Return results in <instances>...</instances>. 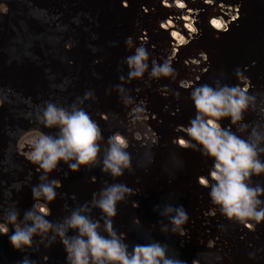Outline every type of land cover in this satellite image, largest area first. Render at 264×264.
I'll return each mask as SVG.
<instances>
[{
    "label": "water",
    "instance_id": "1",
    "mask_svg": "<svg viewBox=\"0 0 264 264\" xmlns=\"http://www.w3.org/2000/svg\"><path fill=\"white\" fill-rule=\"evenodd\" d=\"M50 1L0 0V4L4 2L7 5L6 9L0 11V186H2L0 188V216L15 200L18 201L16 207L19 206L23 211L30 209L34 203L31 189L39 183L41 173L36 171V166L26 158L22 151L23 148L18 149L17 144L22 142L23 147L27 139L26 135L33 134L36 127L52 134L57 131L39 125L34 119L35 113L43 107L46 97L49 101L65 107L83 98L84 94L78 90L79 85L75 83L76 74L72 73L86 72L83 69L85 68L84 63L89 64L90 69L100 65L101 68L112 70L110 87L108 86L104 93L99 94L98 97H101V100H98V103L95 104L94 99H89L82 106L99 123L105 141L115 130L129 136L128 151L132 156L133 171H125L123 177L113 180L109 174L103 173L100 167L92 169L81 167L78 171L80 174L72 172L65 176L66 172L62 171V168L65 169L64 167L68 166L61 162L58 169L49 175V179H59L62 187L56 189L58 195L56 200L49 205L51 215L47 219L53 222L62 220L71 209L83 205L85 202L83 203L82 197L79 196L80 192L86 193L85 196L91 199L92 193L104 187L105 182L108 184L123 183L131 188L139 189L138 193L127 199L132 209L130 211L132 221L134 217L139 218L143 215V211L136 210L138 207L132 206V202L137 201L140 207L141 200L138 196L140 197L141 194L146 197L153 196L150 203L145 201V204L153 208L159 205L160 208L157 211L163 209L171 195L174 197L171 198L172 204L186 208L185 202H188L189 207L191 205L194 207V211L185 209L189 215V221L183 226L186 229V235L180 236L170 231L171 237H167L169 242L167 239L160 241L169 246L170 256L176 255L178 259L186 260L188 264H228L236 259H242L241 256H245L243 259L248 261V263L245 262L246 264H264L263 241L246 242L245 240L255 232L259 233L261 229L264 230L263 221L257 225L254 221L251 222L254 225L253 228L233 222L235 226L233 228L240 231L238 233L240 237L234 243V254L237 251L241 254L238 258H231L233 249L229 246L213 248L214 244L206 241L205 238H218L219 235L215 232L223 226V223L226 227L231 226V222L226 220L218 209L215 215L210 213L209 209L212 207L209 197L210 189L198 183L208 174L213 161L205 159L199 152L183 149L172 143L173 138L177 141L183 139L182 135L185 134L181 130L195 115L194 105L189 98L191 89L183 88L185 82H195L196 85L207 83L213 86L217 79L229 85L240 82L242 87L252 85L249 90L250 94H259L260 98H264V0H177L176 2L175 0H69L73 7L71 12L77 13L78 21L83 20L77 30H83L81 29L83 22H89L91 17H97L102 20L99 29L103 26L105 36L107 37L110 33L115 39L112 42L115 43L112 53L111 50H109L110 54L108 51H103L104 53L97 56L91 51L88 56L89 61L79 63L76 70L73 66L74 59L77 57L74 53L76 43L78 41L83 44L88 42L90 35L88 36L87 32H81L82 34L78 36L74 35L69 24L63 28L58 29L57 27L55 33L48 32L45 19L49 20L47 17L51 14L57 19V14L35 13V11L49 7ZM219 5L226 7L225 16L229 17L213 23L211 17L214 14L223 13L222 10L213 11ZM257 7L258 10H256ZM211 12L214 13L211 14ZM28 22H30L29 26H27ZM39 31L41 36L38 37ZM23 32L26 33L25 38ZM129 36L133 38L137 46L146 41L145 47L158 62H162L164 58L172 59L173 67L179 73L176 81L161 78L158 81H152L151 86L146 85L143 80H135L124 85L131 90V95L137 101L138 97L146 99L147 108L155 115L154 119L150 117L149 124L151 130L158 134L159 142L151 148L142 146L140 142L133 140L126 127L120 123V120H126V117L122 116L126 108L121 103L114 87L120 83L121 75L127 76L128 69L123 61L134 52V49L128 50L125 44ZM29 39L38 44L43 60L37 66L31 64L30 68L33 72L30 71L28 75L32 76L33 82H37L39 86L47 90L41 96L36 94L30 96L29 99L22 97L23 101L17 102L14 98V91L17 88L18 76L12 68L15 63L19 69L26 67L28 63L26 58L38 59L36 55L24 50L29 44ZM65 40L69 43H65ZM92 43L100 45V48L105 45L104 41L99 38L93 39V37ZM86 44L91 45L89 42ZM16 45L21 48L17 61L13 54V48ZM205 56L208 57L207 61L204 60ZM5 66L8 70L7 67L6 70L2 69ZM204 68H207V71H203ZM237 68L247 76L241 81H237L235 76ZM11 69L13 73L10 72ZM194 69L196 71H193ZM63 74H66V77L69 76L71 79L69 85L75 88L71 86L70 89H65L64 94H58L57 97L54 96L55 98L51 99L47 91L66 83V79L60 77ZM180 77L184 78L182 82ZM145 79H147V74ZM25 83L28 84L31 81ZM162 86H168L170 89L167 97L159 91ZM104 88L103 86L100 91ZM137 88L140 89L139 92L136 91ZM18 89L23 90V93L27 92V87ZM174 93H179L180 98L177 99ZM165 105L168 106L167 110H165ZM14 115L16 118L12 119ZM106 115L109 116L107 121L103 119ZM257 119L255 113L245 116V122L251 123ZM221 124L227 127L230 119L222 120ZM232 130L236 131L235 126ZM23 131L27 133L24 136ZM237 134L243 138L247 137V133ZM149 155L152 156L151 161ZM173 155L183 159L182 165L178 166L174 163ZM261 159L264 160V156ZM162 161L164 163H161ZM186 164L191 166L188 165L189 168L183 170L182 167ZM161 166H164V173L159 170ZM140 171L145 172L144 187L139 183ZM68 181H73L74 184H68ZM252 181L253 185L264 186V174L259 177L253 176ZM8 182L11 184L8 185ZM12 184H19L20 188L17 189ZM9 192L14 193L9 195ZM7 196H11V199ZM261 198L264 199V196ZM2 204L6 207L3 208ZM65 204L68 205L67 209L64 207ZM41 206L47 210V205L43 202ZM97 212L99 209H93L91 215L97 218ZM206 212L209 214L205 215ZM22 216L23 212L21 218ZM124 223L128 224L130 221L125 220ZM9 227L8 235L0 234V264H19L25 257L35 261L36 264H64L60 262L61 258L66 261L63 246L54 248L52 245L46 249L41 245L40 253L33 251L34 249H26L24 252L15 250L9 241L11 226ZM121 230L117 229L119 232ZM142 230L145 231V229ZM224 231V228L220 229L218 234L223 235ZM190 237L195 238L196 241L199 240L198 243L205 241L204 244H198L200 249L196 247L195 253L187 247ZM253 256L256 259H252ZM251 259L252 261L249 262Z\"/></svg>",
    "mask_w": 264,
    "mask_h": 264
},
{
    "label": "clouds",
    "instance_id": "2",
    "mask_svg": "<svg viewBox=\"0 0 264 264\" xmlns=\"http://www.w3.org/2000/svg\"><path fill=\"white\" fill-rule=\"evenodd\" d=\"M145 43L137 46L131 36L126 38L127 49H134V52L124 59L127 76L119 77L120 83L115 85L114 90L128 109L126 120H120L121 125L126 127L133 140L151 148L159 142L158 134L151 130L149 124L150 117L154 119L155 115L147 108L146 99L137 101L124 85L135 80H143L148 86L161 78L176 81L179 73L173 67L172 59L164 58L158 62ZM204 60L207 61L208 57L205 56ZM203 71H207V68ZM235 76L237 81L247 77L239 68L235 70ZM251 87H242L240 82L229 85L220 79L214 81V86L185 82L183 88L191 89L189 98L194 105L195 115L181 130L185 134L182 135L183 139L179 142L175 138L172 140L178 147L199 152L205 159L213 161L208 174L198 182L210 189V213L215 215L218 209L229 221L249 228L254 227L253 221L255 225L264 221V199H261L264 186L253 185L252 181L253 176L264 174V160L261 159L264 156V98H260L259 94H250ZM159 91L165 97L170 94L168 86L160 87ZM174 95L180 98L179 93ZM89 99H94L92 91L86 92L83 98L68 107L46 101L35 113L34 119L39 125L57 131L52 134L36 127L26 139V158L41 173L39 183L31 189L34 203L21 218L16 202H12L0 218V234L8 235L11 226L9 241L20 252L26 249L38 251L41 245L47 249L59 241L66 252V264H186L176 255L170 256L169 246L159 241L137 243L129 249L126 233L116 230L114 218L118 214L117 205L126 203L139 189L123 183L105 182L104 187L92 193L90 201L71 209L62 220L53 222L47 219L51 215L49 205L58 195L56 189L62 187L59 179H49V175L58 169L61 162L72 172H78L81 167H100L113 180L122 177L125 171H133L132 156L128 151L129 136L116 131L105 141L99 123L82 106ZM167 108L165 105V110ZM249 113H255L258 119L245 122V116ZM226 118L230 119V124L224 127L221 121ZM103 119L107 121L109 116ZM237 133H247V137L243 138ZM173 161L178 166L183 163L176 155H173ZM92 179L95 181V177ZM13 186L20 188L19 184ZM41 202L47 205V210L41 206ZM132 206L139 207V203L133 201ZM64 207L67 209L68 205ZM159 208L156 205L153 210ZM93 209L100 210L99 218L91 215ZM160 215L169 221L168 224L163 220L159 222L161 232L186 235L183 226L189 221V215L182 205L174 207L165 204ZM133 222L136 225L141 223L138 217H134ZM19 264L36 262L25 257Z\"/></svg>",
    "mask_w": 264,
    "mask_h": 264
},
{
    "label": "bare ground",
    "instance_id": "3",
    "mask_svg": "<svg viewBox=\"0 0 264 264\" xmlns=\"http://www.w3.org/2000/svg\"><path fill=\"white\" fill-rule=\"evenodd\" d=\"M58 1H61V0H51L49 2L50 3L49 7L41 8V9H39V11H35V13H55V14H57V16H58L57 19H55L52 14L49 15V17H47L49 20L45 19V21L47 22V24L45 26L48 29V32L51 31V33H55L57 27L59 29V28H63L64 26H66V24H69L70 28H71L70 30L73 32L74 35L78 36L79 34H82L84 32H87L88 36L90 35V37H88V42L91 45L86 44V43H88L87 41L84 44L82 42H80V41H78L76 43V46H75V50L76 51H74V53H75V55L77 57L74 59L75 62L73 63V66L75 67V70H76V67L79 66V63L82 64L84 61H89V57L88 56H89V52H91V51H92V53L94 52L97 56L101 55L104 52H107V51L109 52V50H111L110 51L111 53L113 52V49H114L113 47H114L115 43H112V42L115 39L111 36L112 34H110V33L107 35V37L105 36L104 29H103L104 27L103 26L101 27L102 29L101 28L99 29V24L102 21L101 19H99L97 17H95V18L91 17V19H89L90 20L89 22H83V26L81 28L83 30H80V29L77 30L78 26H80L82 24L81 22L83 20L81 19V20L78 21L76 19V14L77 13L71 12V9L73 8L71 3H70L71 1L66 0L65 2H62L63 1L62 0L59 3H58ZM176 1L177 0H175V2ZM6 8H7L6 3L3 2V3L0 4V11H3V9H6ZM225 8L226 7L221 6V5H219L216 8H214L213 11H215L217 9V10H222L223 13L216 14V15L214 14L213 16L211 15L212 16L211 17V19H212L211 21L213 23H218V22H220V20H223L224 18H226V17L228 18L229 17L228 15L225 16L226 15L225 12H224ZM258 9L259 8L257 7L256 10H258ZM213 13L214 12H211V14H213ZM216 19H217V21H216ZM29 24H30V22L27 23V26H29ZM22 34H23V37L25 38L26 37V33L23 32ZM203 35H201V36L203 37ZM39 36H41V32L40 31L38 32V37ZM100 36H102L103 38L100 37ZM92 37H93V39L99 38L101 41H104L105 45L102 44L103 46H101V48H100V45L92 43ZM109 40H110V42H109ZM28 42H29V44L27 46H25L24 50L25 51L28 50V53H31L32 55H36L38 59L34 60V58H31L32 60H29V59L26 58V62H28V63L24 62V64L25 63L27 64L26 67H23V68L19 69V66L15 63V66L12 68L14 73L18 76V79H17V82H16L17 88L14 91V93H15L14 94V98H15V100L17 102L20 101L22 97L29 99L30 96H33V95H36V94L37 95L40 94V96H41V94L42 93L45 94V92L47 90L46 88L44 89V87L39 86L37 84V82H33L32 78H31L32 76L30 77V75H28L30 73V71L33 72V70L30 68L31 64H33V66H37L43 60V55H42L41 50L38 47V44H35L30 39H29ZM107 42H109L108 45H107ZM65 43H69L68 40H65ZM28 46H30V47H28ZM20 52H21V48L18 45H16V47L13 48L14 57L16 56V58H17L15 61H17L19 59L18 58L19 57L18 54ZM110 52H109V54H110ZM84 66H85V68H83V69L86 70V72H83L84 74L83 73L77 74V73L74 72L75 70L73 71L74 73H72V74H76V76L74 77L75 78V83H76V85H79V89L78 90L82 91V94L85 95V93L88 92V91H92L94 93V100H95V104H96V103H98L97 102L98 100H101V97H98V96H100L102 93H104L107 90L108 86L110 87V84H111L110 76H111L112 70L109 69V68L108 69L101 68V67H99L100 65L97 66V67H94V69L93 68L90 69L89 64H85L84 63ZM6 67L7 66H5L2 69L6 70ZM12 69H11L10 72L13 73ZM7 70H8V67H7ZM65 75L66 74H63V76L60 75V77H64L66 79V83H63L61 86H56V88L53 87V89L47 91L48 94H49L48 96L51 97V99L55 98L54 96H56L58 94H61V95L64 94L66 92L65 89H70L71 88L72 85H69V82H70L71 79L69 78V76L66 77ZM179 79L182 82L184 78L180 77ZM27 81H31V83L26 84L25 82H27ZM53 81L55 82L56 78ZM103 86L105 88L102 91H100V89ZM23 87H27V89H26L27 92L23 93L22 92L23 90L21 91L20 89H18V88L23 89ZM72 87L75 88L74 86H72ZM140 99H141V97H138V101ZM22 101H23V99L20 102H22ZM46 101H49V99L47 97H46ZM127 111H128V109L126 108V110L124 112V115H122V116L126 117ZM15 118H16V115H14L12 117V119H15ZM115 131H113L112 133H114ZM26 134L23 131V136L26 135ZM28 136L29 135H26V138H28ZM177 142H179V141H177ZM21 145H22V142L17 144L18 149L23 148L22 151L25 154L26 151H27L26 143H25V145L23 147ZM261 157H263V156H261ZM181 160H183V159H181ZM161 163H164V162L162 161ZM161 163H159V164H161ZM188 165L186 164L185 166L182 167V169L185 170L186 168H189V166H191V165H189V166ZM64 168L65 169L62 168V171L66 172V173H72V171H70L68 167L67 168L64 167ZM159 170H160L161 173H164V166H161ZM140 172L141 173H139V174L141 176H140V182L139 183L141 185H143V187H144L145 184H146L145 181H144L145 177H143L145 172H142V171H140ZM77 173L80 174L79 172H77ZM73 181H71V182L68 181V184H74ZM114 183H116V182H114ZM10 184L11 183L8 182V185H10ZM0 188H2V186H0ZM81 188H83V187H81ZM10 193L13 194L14 192H10ZM85 194L86 193L82 194L81 192L79 194V196L82 197L83 203L87 202L88 200L90 201L92 199V198L88 199V196H85ZM152 197L153 196L146 197L143 194H141L140 197L138 196V198L141 200V204H140V207H138L136 210L143 211V215H140V217H139V219L141 221L140 225H136L132 221V219H131L132 214L130 213V211L132 209H131V207H130L128 202H126L127 204L126 203H119L117 205L118 214L114 218V227L116 228V230L118 228H120V229H122L121 232L126 233V242L129 244V249L130 250H131V247L134 244H137V243H139V244H147V243H150V242H152L154 240L160 242V241H163L164 239H167V242H169L168 238L171 237V234H169L170 231L168 233H163V232L160 231V223L159 222L161 220H163V222H165V224L169 223L167 217H163V216L160 215V212L163 211V209L160 210V211H157V210L154 211L153 207H151L150 205L145 204V201H149V203H150ZM7 198L11 199V196H7ZM171 198H174V197L171 195V197L168 198V201H167L166 204H171L174 207L179 206L177 204H172ZM86 199H88V200L86 201ZM61 200L64 201L65 199H61ZM15 202H16V205H18V201L15 200ZM185 205H187L185 209L190 210V211H194V207L192 205L189 207L188 202H185ZM2 207L5 208L6 206L2 204ZM17 207L19 208L20 213H22V212L24 213V211L21 210L19 206H17ZM97 213H98V217L97 218H99L100 215H101L100 210ZM0 218H2V216H0ZM224 218L227 220L226 217H224ZM125 220L130 221V223L125 224L124 223ZM230 222H231V226L232 227L230 225H229L230 227H226L224 223H223V226L221 225L222 227L220 229L224 228V230H225L224 233L225 234H223V235L222 234L221 235L218 234L219 231H220V229H218L217 232H215V233H217V235H219L218 238L210 237V238H205V239H206L207 242H209V244H210V242L212 244H214L213 248H215V247H223V246H226V247L229 246L230 248H232L233 249V251H232L233 255H232L231 258L234 259V258H238V255H241V254H239L240 253L239 251H237L236 254H234V252H235L234 251L235 250L234 243L237 242L238 238L240 237V235L238 234L240 231H239V229L233 228V227H235L233 221H230ZM101 223H103V221H101ZM150 223H152V224H150ZM262 223H264V221ZM122 225H124V226H122ZM169 228H171L170 224H169ZM142 229H145V231H143ZM243 231H244V228H243ZM144 232H146V234H144ZM220 236H221V238H220ZM245 240H246V242L251 241V240H253L255 242H256V240H259L261 242L263 241V245H264V230L261 229V231H259V233L255 232V234H252L250 237H247ZM198 242H199V240L196 241L195 238L190 237L188 242H187V247L190 248L188 250L192 251V253H195L196 252L195 248L197 247V248L200 249L201 243L204 244L205 241L202 240V242L200 241L201 243H198ZM198 244H200V245H198ZM53 245H54V248H57V246L58 247L63 246L59 241H57ZM41 247L42 246H40V248H39V250L37 252H39V253L41 252L40 251V250H42ZM54 250H56V249H54ZM33 251H36V250H33ZM244 257L245 256H241L240 258H242V259H240V260L236 259V261L228 263V264H239V262H241V264H246V263H248V261L247 262L244 261V259H243ZM263 258H264V254H263ZM252 259H256V257L253 256ZM252 259L249 260V262L252 261ZM60 260H62L60 262H63L64 264H66V261L64 259L61 258ZM181 260H183V259H181ZM183 261H185L186 264H188V262L186 260H183Z\"/></svg>",
    "mask_w": 264,
    "mask_h": 264
}]
</instances>
